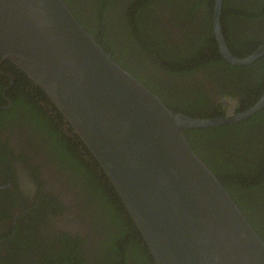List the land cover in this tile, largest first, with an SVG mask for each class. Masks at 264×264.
I'll return each mask as SVG.
<instances>
[{
  "label": "water",
  "instance_id": "1",
  "mask_svg": "<svg viewBox=\"0 0 264 264\" xmlns=\"http://www.w3.org/2000/svg\"><path fill=\"white\" fill-rule=\"evenodd\" d=\"M214 0L212 29L233 64ZM0 60L39 87L91 152L133 237L153 264H264V240L218 176L190 145L185 130L243 119L264 105L223 115L170 109L92 36L64 0H0ZM104 183V180L102 181ZM112 195V194H110ZM121 203V204H120Z\"/></svg>",
  "mask_w": 264,
  "mask_h": 264
},
{
  "label": "flooded vegetation",
  "instance_id": "2",
  "mask_svg": "<svg viewBox=\"0 0 264 264\" xmlns=\"http://www.w3.org/2000/svg\"><path fill=\"white\" fill-rule=\"evenodd\" d=\"M64 1L87 26L88 32L119 58L116 61L134 75L142 73L153 90L146 86L157 95L159 93L162 100L172 103L169 108L175 112L200 116L185 113L194 110L193 107H201L208 111L207 117L214 111L213 116L223 115L228 111V106L220 101L223 98L235 100L234 111L242 112L257 103L264 93V55L246 64L226 60L220 54L213 34L212 11V35L224 66L209 67L200 60L187 61L182 66L185 73L179 72L172 80H166V74L156 66L159 65L154 59L156 54L142 58L139 57L142 51L134 54L124 47V15L129 3L120 0L117 4L118 0H115L110 9H105L101 21L100 1ZM151 2L145 17L148 35L154 30L166 33L169 44L180 49L188 60L192 59L191 51L198 42V31L192 30V24L184 16L178 25L169 22L170 12L164 11L167 8L163 6V0ZM105 3L107 5L108 1ZM205 9L206 5L200 4L194 17H203ZM238 19L247 23L241 27L244 32L237 26ZM221 23L231 53L237 57L249 56L264 45V0H223ZM242 42L252 45L242 48ZM253 64V68H245ZM167 67L179 68L171 63H167ZM199 95L205 100L196 99ZM204 109L201 110L205 112ZM263 122L264 105L231 123L186 130L212 128L208 135L197 134L200 142L197 153L202 157L201 152L211 156V150L224 139V133H218L215 128L224 126L227 130L230 126L240 128L243 133L253 131L252 138L261 144ZM248 152L246 159L264 169V148L254 147ZM104 176L91 152L46 94L11 64L0 60V264H54L55 259L61 260L56 264H63L62 256L68 255V251L77 252L74 257L78 256L77 262H82L76 264H104L98 263L99 258L95 257L101 254L98 244L117 227L110 214L111 202L107 196L102 200L93 190ZM238 191L244 198V189L238 188ZM127 244L129 259L126 264H134L131 256L134 242L130 240ZM70 245L76 246L77 251L65 248ZM114 256L118 253L111 258L112 263L118 264L120 259Z\"/></svg>",
  "mask_w": 264,
  "mask_h": 264
},
{
  "label": "trees",
  "instance_id": "3",
  "mask_svg": "<svg viewBox=\"0 0 264 264\" xmlns=\"http://www.w3.org/2000/svg\"><path fill=\"white\" fill-rule=\"evenodd\" d=\"M98 1L102 3V8L98 7L101 15L99 19L102 21V19H104L103 14L105 12V9H110V4H112L115 0H107V5L105 3L106 0ZM95 2L97 3L96 0ZM124 2L129 3L128 10H126L124 15L126 19V28L123 30L124 36L122 40L124 42L125 49L134 52V54H141L140 52L142 51L143 54L139 56L142 58H148L149 56L156 54L157 57L154 59L158 62L159 65H156L155 63H153V65L158 66L159 70H162L166 74V80H172L173 76L177 75L179 72L185 73L186 69H183L182 66L187 61L189 63H193L200 60L203 64H205V66L209 67L213 65L217 66V64H222L221 67L224 66V61L218 57L219 54L217 52V49L215 48V42L211 30V11L213 7V0H185L184 3H180L179 0H163V6H166L167 8L164 11L170 12L169 15L171 18L169 17V22H171L172 24L174 22L178 25L179 21H183L185 17L190 22V24H192V30L195 32L198 31V39H196L198 42L195 43L194 48L191 51V56L193 57L189 60L180 52V49H175L169 44L166 33H163L161 31L157 32L156 30H154L157 33L152 31V33L148 35L146 30L148 29V27L146 26L145 17L147 16L148 5H150V3L152 4L151 0H124ZM119 3L120 0L117 1V4ZM200 4H205L206 9L204 10L203 17L198 19L194 16H196V11L198 10ZM208 7H210V9ZM70 10L72 11L71 8ZM236 22L237 26L240 27V31L244 32L241 27H245L247 23L241 21L240 19H238ZM81 23L87 29V26L83 22ZM227 25L228 22L226 21L225 26ZM121 26L124 28L123 22L121 23ZM227 27L226 33L228 31ZM205 31L210 34L209 37H207ZM121 33L122 31H120V34ZM120 34H117L118 37ZM226 37H228L227 34ZM101 45L112 55V57L119 61V58H116L115 54L111 53L107 49L105 44H103V42L101 43ZM248 45L252 44L246 42L241 43L242 48L247 47ZM171 47L175 50H173ZM231 49L232 51L235 50L232 46ZM210 54V58L208 60L205 59ZM164 61L179 66V68H176L175 70L170 69L169 67H167V63ZM254 65L255 64L246 66L245 68H253ZM134 76H136L138 79L144 82L145 85L151 88L150 84L147 83L144 79L145 77H143L142 73H140L139 76ZM200 98V95L196 96V99L198 100H205V98ZM197 101L193 106L197 104ZM163 102L168 107L172 105V103H168L167 101L163 100ZM193 108L194 110H191V112H186L185 114H197L201 117H207L208 111L204 108ZM201 109H204L205 112H203ZM213 115H215V111ZM213 115L212 117H214ZM211 129L212 128L185 130V133L188 135L189 141L195 148L193 149L196 153L200 145L197 134L208 135ZM215 129L220 134L224 133V139H221L219 141L220 143L211 150V156L205 154L204 152H201L202 157L198 153L197 154L218 176L227 191H230L232 197L239 204L242 211L248 217L249 221L254 225L261 238L264 240V210L262 209L264 207V169L255 167L254 162H250V159L249 161L246 159L249 158V149L254 147L264 148V136L261 139L260 144L259 140H255L254 138H252L253 131H251L250 133H243V131H239L240 128L238 130V127L234 129L230 126H228L227 130L224 126L217 127ZM245 159L247 161H245ZM259 162L260 161H258V163ZM103 180L104 183L101 184L100 181V186L95 185L93 190L97 192V195L100 196L102 200L107 196L108 201L112 204L110 208H112L114 205L117 206L118 210L116 209V211H114V213L112 214V221L117 224V227L112 234L107 236V239L103 240L101 244H98L100 246L101 253L99 255H95V257L99 258L98 263L101 262L104 264H111V258L113 257L115 252L118 253V256L114 257L120 259L118 264H122L121 260L124 261V264L128 263L129 257L127 255L128 252L126 251L125 247L128 245L127 243L132 240L134 242L135 248H132L131 250V256L134 264H153L150 256L147 255L146 250L140 245V243H138L134 237L133 239H131L130 231L133 230L131 226L132 223L130 221L131 219L125 215L126 212L122 207H119V203L116 204V199H118V196L117 194L113 193V189L110 188L109 184L106 182L107 177L104 176ZM237 187L240 190L241 188L244 189V191L246 192L244 198H242L241 193L238 191ZM118 201L120 202L119 199ZM111 213L112 211L110 212V214ZM74 247L76 246L70 245L65 248L77 251L76 249H74ZM60 248L63 247L60 246ZM138 252L141 254H138ZM76 254L77 252L74 253L72 251H68V255L62 256V262L64 261L63 264H76L77 260H79L78 256L74 257V255ZM135 255L138 256V259L134 258ZM143 256H145L146 258H143ZM58 261L61 260L55 259V261L52 262L56 264L58 263ZM78 262L82 261L80 260Z\"/></svg>",
  "mask_w": 264,
  "mask_h": 264
},
{
  "label": "rangeland",
  "instance_id": "4",
  "mask_svg": "<svg viewBox=\"0 0 264 264\" xmlns=\"http://www.w3.org/2000/svg\"><path fill=\"white\" fill-rule=\"evenodd\" d=\"M113 209H115V210H113ZM116 209L118 210V208H117V206L116 205H114L112 208H111V211H112V213H111V217H112V214L114 213V211H116ZM138 254H141V253H139L138 252ZM134 258H137L138 259V256L137 255H135V257ZM143 258H146L145 256H143ZM141 264H143V263H141Z\"/></svg>",
  "mask_w": 264,
  "mask_h": 264
}]
</instances>
